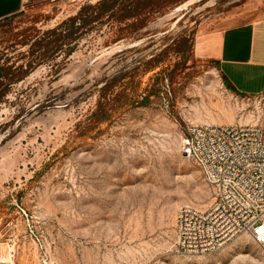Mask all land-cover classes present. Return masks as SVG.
Returning a JSON list of instances; mask_svg holds the SVG:
<instances>
[{
  "label": "rangeland",
  "instance_id": "374dc122",
  "mask_svg": "<svg viewBox=\"0 0 264 264\" xmlns=\"http://www.w3.org/2000/svg\"><path fill=\"white\" fill-rule=\"evenodd\" d=\"M111 1H37L0 21L3 254L13 244L16 264H264L249 233L198 254L175 240L178 207L216 196L181 151L188 124H264V91L230 88L195 42L264 18V0Z\"/></svg>",
  "mask_w": 264,
  "mask_h": 264
},
{
  "label": "built area",
  "instance_id": "2783aa9c",
  "mask_svg": "<svg viewBox=\"0 0 264 264\" xmlns=\"http://www.w3.org/2000/svg\"><path fill=\"white\" fill-rule=\"evenodd\" d=\"M49 3L77 0H25ZM182 153L200 168L216 190L207 209L181 204L175 240L186 253L215 251L236 236L249 233L264 252V124L190 123L181 136ZM0 264H16L14 245Z\"/></svg>",
  "mask_w": 264,
  "mask_h": 264
},
{
  "label": "crops",
  "instance_id": "0c3cea01",
  "mask_svg": "<svg viewBox=\"0 0 264 264\" xmlns=\"http://www.w3.org/2000/svg\"><path fill=\"white\" fill-rule=\"evenodd\" d=\"M25 8V0H0V21ZM196 54L212 60L234 90L264 91V18L198 37Z\"/></svg>",
  "mask_w": 264,
  "mask_h": 264
},
{
  "label": "trees",
  "instance_id": "16d2710c",
  "mask_svg": "<svg viewBox=\"0 0 264 264\" xmlns=\"http://www.w3.org/2000/svg\"><path fill=\"white\" fill-rule=\"evenodd\" d=\"M113 1H114V0H112L111 2H113ZM108 7H110V6H106V8H108ZM230 88H233V87L230 86Z\"/></svg>",
  "mask_w": 264,
  "mask_h": 264
},
{
  "label": "bare ground",
  "instance_id": "6f19581e",
  "mask_svg": "<svg viewBox=\"0 0 264 264\" xmlns=\"http://www.w3.org/2000/svg\"><path fill=\"white\" fill-rule=\"evenodd\" d=\"M214 90V89H213Z\"/></svg>",
  "mask_w": 264,
  "mask_h": 264
}]
</instances>
